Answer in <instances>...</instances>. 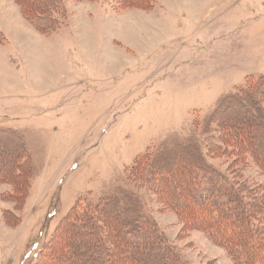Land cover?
I'll return each instance as SVG.
<instances>
[{"label":"rangeland","instance_id":"rangeland-1","mask_svg":"<svg viewBox=\"0 0 264 264\" xmlns=\"http://www.w3.org/2000/svg\"><path fill=\"white\" fill-rule=\"evenodd\" d=\"M12 2L0 0L4 28L15 23ZM139 5L62 0L46 41L3 43L0 31V130L25 138L31 173L19 210L3 197L12 186L0 184V264H33L77 202L97 203L118 187L140 194L190 263L234 264L202 231L183 234L173 211L125 178L149 150L193 142L206 152L217 140L207 126L214 111L248 79L264 76V0ZM136 10L149 14L111 31ZM206 157L221 171L237 170L241 181L264 183L253 163Z\"/></svg>","mask_w":264,"mask_h":264},{"label":"trees","instance_id":"trees-1","mask_svg":"<svg viewBox=\"0 0 264 264\" xmlns=\"http://www.w3.org/2000/svg\"><path fill=\"white\" fill-rule=\"evenodd\" d=\"M14 1L39 31L58 27L62 0ZM124 1L141 8L145 0ZM245 87L212 114L207 126L215 127L218 137L206 152L193 142L149 150L137 157L125 181L173 211L183 234L202 231L234 264H264V183L241 181L237 170L221 171L206 157L253 163L264 174V76L251 77ZM30 178L25 138L0 130V184L12 186L3 197L16 210L28 194ZM33 264L192 263L160 230L140 194L118 187L97 203L77 202L38 248Z\"/></svg>","mask_w":264,"mask_h":264},{"label":"crops","instance_id":"crops-1","mask_svg":"<svg viewBox=\"0 0 264 264\" xmlns=\"http://www.w3.org/2000/svg\"><path fill=\"white\" fill-rule=\"evenodd\" d=\"M12 6L11 8H8V13H12L13 14V19L15 20V23H10V25H7L8 28H4L3 26H1L0 24V31L2 33L3 38H5L3 41V43H8L11 42V40L13 41H24L26 39H28L30 37V39L35 43L36 41H42V40H47V39H43L45 35L43 32L39 31L38 29H36L35 27H33L29 21L23 16L19 6L16 4V2L13 0L12 2ZM136 12V13H135ZM133 11V13L131 14V17L133 18L132 20L129 19V23H127L126 25H122L120 24H115L113 27H110L111 31H116L117 34L126 29L127 25L133 24L135 23L136 19L138 17H142L145 15L149 14V11L146 10V13H138V10ZM134 14H136L137 16H134ZM83 18V17H82ZM91 29L95 28L93 25L90 26ZM110 31V30H109ZM10 32V33H9ZM26 32H28L27 35ZM35 36V37H34ZM1 43V44H3Z\"/></svg>","mask_w":264,"mask_h":264}]
</instances>
